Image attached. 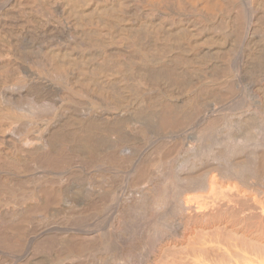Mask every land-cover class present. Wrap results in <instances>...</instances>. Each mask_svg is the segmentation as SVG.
<instances>
[{
  "label": "bare ground",
  "instance_id": "1",
  "mask_svg": "<svg viewBox=\"0 0 264 264\" xmlns=\"http://www.w3.org/2000/svg\"><path fill=\"white\" fill-rule=\"evenodd\" d=\"M0 264H264V0H0Z\"/></svg>",
  "mask_w": 264,
  "mask_h": 264
}]
</instances>
